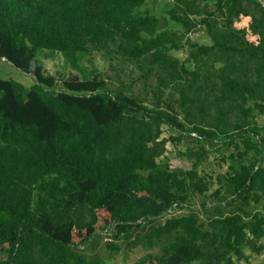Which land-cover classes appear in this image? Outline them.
<instances>
[{"label": "trees", "instance_id": "obj_1", "mask_svg": "<svg viewBox=\"0 0 264 264\" xmlns=\"http://www.w3.org/2000/svg\"><path fill=\"white\" fill-rule=\"evenodd\" d=\"M205 1L174 0L167 13L186 33L199 25L209 36L211 45L193 46L191 70L168 55L182 47L168 20L136 12L145 0H0V59L34 80L28 90L0 80V264H106L75 249L96 233L118 240L144 225L152 226L149 248L165 245L139 264L203 257L236 264L243 246L264 239V140L254 113L264 115V5L214 0L202 11ZM241 17L249 18L255 43L234 27ZM110 45L156 68L157 96L164 88L178 94L188 129L200 137L192 139L235 147L228 176L210 194L224 199L228 214L218 212L211 229L193 214L164 218L173 204L187 203L189 191L203 197L212 185L184 159L157 163L167 142L161 126L186 130L172 109H148L97 78L53 89L54 77L37 59L38 51H57L74 64L88 46Z\"/></svg>", "mask_w": 264, "mask_h": 264}, {"label": "rangeland", "instance_id": "obj_2", "mask_svg": "<svg viewBox=\"0 0 264 264\" xmlns=\"http://www.w3.org/2000/svg\"><path fill=\"white\" fill-rule=\"evenodd\" d=\"M213 1L206 0L201 3L202 11L206 10V6L210 7ZM257 1L264 5V0ZM173 2L174 0H145L144 5L136 12H145L156 18L164 17L168 20V28L180 33L182 46L178 51L170 50L168 55L177 59L186 69L192 70L193 66L188 59L191 51L194 50L193 46H209L211 41L202 26L197 25L194 30L186 33L181 26L170 21L167 13ZM192 19L198 24L201 18L196 16ZM249 22V18L241 17L235 21L234 27L244 29L246 39L255 43L257 38L248 29ZM37 59L44 72L54 77L53 89L61 91L63 80L97 78L104 81L105 89L108 92L121 91L129 97H135L148 109L157 104L164 110L172 109L178 120L185 123L186 130L183 133H178L166 125L161 126L160 139L163 138L167 142L165 153L157 160V163L162 167L167 159H184L189 165L196 166L200 175L212 180L210 190L203 197L192 195L189 191L187 203L176 215L193 214L197 223L203 225L205 229H211L212 222L219 213L228 214V209L223 207V203H226L224 199H213L210 194L219 186L217 181H222V177L225 180V177L228 176V167L232 163L229 155L236 153L235 147L229 144V141H226L225 145H221L219 142L210 143L192 139L189 135L191 131L188 129V124L184 121V112L178 105V94L159 86L160 89H164L162 95L157 96L159 73L155 70L156 68L150 67L143 61L136 64L133 60L119 55L114 45L105 48L88 46L84 52L77 55L74 64L57 51H38ZM0 80H12L20 84L24 90H28L34 85V80L30 76L23 74L1 59ZM254 113L255 124L262 129L259 139L264 140V115ZM250 139L254 141L252 135H250ZM234 142L242 149L243 145L239 140ZM186 166L188 167V165ZM261 205L262 202L259 204L250 203L248 210L254 212L259 210ZM151 229L152 226L144 225L141 229L129 231L127 235L118 240H113L111 235L99 232L90 239L86 247L76 248L75 251L86 260L96 257L106 264H139L140 261L149 257L160 256L162 247L165 245L159 243L152 248L147 246L145 236ZM203 249L208 255H212L215 246L207 244L203 246ZM243 252L245 258L237 261L236 264H264V241H261V244L250 241L246 246H243ZM5 258L6 254L0 251V259ZM193 264H213V261L208 262L207 257H203Z\"/></svg>", "mask_w": 264, "mask_h": 264}, {"label": "built area", "instance_id": "obj_3", "mask_svg": "<svg viewBox=\"0 0 264 264\" xmlns=\"http://www.w3.org/2000/svg\"><path fill=\"white\" fill-rule=\"evenodd\" d=\"M189 135L194 139H200L194 132H190ZM180 212V209L177 204H173L167 211L164 213V218L175 216ZM106 235H110V231H104Z\"/></svg>", "mask_w": 264, "mask_h": 264}, {"label": "crops", "instance_id": "obj_4", "mask_svg": "<svg viewBox=\"0 0 264 264\" xmlns=\"http://www.w3.org/2000/svg\"><path fill=\"white\" fill-rule=\"evenodd\" d=\"M261 241H264V239H261V240L259 241V242H260V244H261ZM259 242H258V243H259Z\"/></svg>", "mask_w": 264, "mask_h": 264}]
</instances>
